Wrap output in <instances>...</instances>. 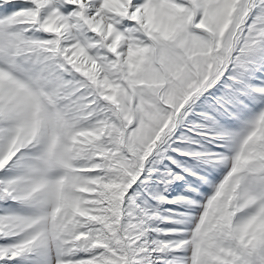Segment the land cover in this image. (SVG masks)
<instances>
[{"label":"snow or ice","instance_id":"6c2138e0","mask_svg":"<svg viewBox=\"0 0 264 264\" xmlns=\"http://www.w3.org/2000/svg\"><path fill=\"white\" fill-rule=\"evenodd\" d=\"M0 264H264V0H0Z\"/></svg>","mask_w":264,"mask_h":264},{"label":"rangeland","instance_id":"374dc122","mask_svg":"<svg viewBox=\"0 0 264 264\" xmlns=\"http://www.w3.org/2000/svg\"><path fill=\"white\" fill-rule=\"evenodd\" d=\"M180 194H183V188H178L176 185H172L169 189V193H166V195L169 196V198H172L176 195H180ZM164 207L166 208H176V210L178 212H183L184 211V208L180 207V208H177V206H174V205H165Z\"/></svg>","mask_w":264,"mask_h":264}]
</instances>
